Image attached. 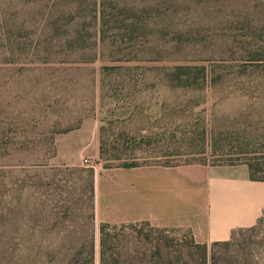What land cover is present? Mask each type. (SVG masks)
<instances>
[{
    "label": "rangeland",
    "instance_id": "1",
    "mask_svg": "<svg viewBox=\"0 0 264 264\" xmlns=\"http://www.w3.org/2000/svg\"><path fill=\"white\" fill-rule=\"evenodd\" d=\"M105 6L99 33L96 0H0V258L91 229L97 264L101 223L106 241H194L122 212L150 203L155 171L264 161V0ZM231 241H264V214Z\"/></svg>",
    "mask_w": 264,
    "mask_h": 264
},
{
    "label": "trees",
    "instance_id": "2",
    "mask_svg": "<svg viewBox=\"0 0 264 264\" xmlns=\"http://www.w3.org/2000/svg\"><path fill=\"white\" fill-rule=\"evenodd\" d=\"M99 6L98 26L99 33L104 31L105 0H96ZM46 19L45 30L50 32L55 23ZM78 20V19H77ZM57 21V20H56ZM94 22H96L94 20ZM79 21H73L72 29H78ZM61 26V25H60ZM103 128L99 127V158H102L106 149L103 142ZM239 162L247 166L248 176L251 180L264 181V161L249 156ZM121 168L137 166L133 161H121L117 164ZM87 194V208L89 217H93L92 183L91 179L85 185ZM69 197L64 198L70 202ZM72 200V199H71ZM264 214V209L261 216ZM260 216V217H261ZM257 219L255 224L260 220ZM254 224V225H255ZM105 225L98 227L97 264H264V252L257 249L264 245V241H231L237 231H231L229 238L223 241H211L209 245L196 241H106ZM252 226L246 228L250 229ZM77 234V233H76ZM78 236L72 232H63V237ZM81 236V234H80ZM81 241H48L43 243L31 241H18L13 245L4 246L5 253L13 248L12 257L4 255L0 264H95V245L91 237V229Z\"/></svg>",
    "mask_w": 264,
    "mask_h": 264
},
{
    "label": "crops",
    "instance_id": "3",
    "mask_svg": "<svg viewBox=\"0 0 264 264\" xmlns=\"http://www.w3.org/2000/svg\"><path fill=\"white\" fill-rule=\"evenodd\" d=\"M153 174L157 182L147 196L150 203L127 207L122 212L126 222L187 228L194 241L208 243L254 225L264 209V181L251 180L245 164H195ZM184 183L196 188L177 195L172 188Z\"/></svg>",
    "mask_w": 264,
    "mask_h": 264
}]
</instances>
